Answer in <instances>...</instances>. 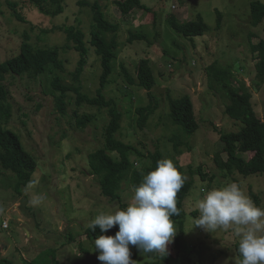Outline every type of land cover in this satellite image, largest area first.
<instances>
[{
  "label": "rangeland",
  "instance_id": "rangeland-1",
  "mask_svg": "<svg viewBox=\"0 0 264 264\" xmlns=\"http://www.w3.org/2000/svg\"><path fill=\"white\" fill-rule=\"evenodd\" d=\"M62 1L60 13L50 16L25 0H0V63L19 54L25 40L35 48H59L63 62L61 71H46L37 78L7 75L4 80L8 95L2 104L0 125L17 135L37 168L19 191L14 190L15 176L0 168V253L4 255L0 258L12 264H54L52 259L58 264H103L94 251L96 238H89L85 230L98 214L115 213L131 202L130 183L121 184L119 200L112 201L102 194L98 177L88 166V155L104 147L108 111L77 104V96L68 92L65 109L60 112V93L51 84L58 78L61 85L78 87L81 94L96 97L102 68L89 44L91 6L96 2L104 19L118 26L117 55L102 91L104 99L115 101L120 112L116 137L143 153L142 157L131 155V162L137 163L135 168L149 165L148 155L159 152L162 159L178 165L190 183L182 202L183 230L180 232L174 223L177 233L168 245L166 259H160L159 264H240L238 238L231 229L207 232L194 226L199 215L197 204L205 192L232 182L264 208L262 176L244 177L218 166L226 160L220 134L237 132L243 126L225 116L229 101L215 82L210 87L207 68H230L233 76L227 83L232 87L237 81L244 83L258 118L264 121V82L259 84L255 71L257 44L264 43V19L255 26L250 10L251 3L264 5V0H139L147 10L135 8L127 16H122L116 5L125 0ZM47 4L50 11L55 10L53 4ZM219 15L220 28L216 29ZM171 17L180 24L200 17L208 30L200 37H184L171 28ZM66 26L77 27L84 34L87 48L86 63L77 81L71 75L80 57L60 30ZM131 33L143 34L145 40L129 42ZM112 36L107 33L106 39ZM141 60L149 63L155 78L150 91L138 85L135 70ZM121 66L133 79L131 85L125 84ZM184 96L190 98L199 126L192 135L174 125L170 117L171 101ZM137 108L154 111L143 129L137 123ZM84 115L90 116L91 122L80 129L76 123ZM252 155L243 157L249 160ZM116 232L109 229L101 235L114 236ZM129 247L137 264L153 259L135 246Z\"/></svg>",
  "mask_w": 264,
  "mask_h": 264
},
{
  "label": "trees",
  "instance_id": "trees-1",
  "mask_svg": "<svg viewBox=\"0 0 264 264\" xmlns=\"http://www.w3.org/2000/svg\"><path fill=\"white\" fill-rule=\"evenodd\" d=\"M27 3L35 6L42 14L55 16L61 11L62 0H25ZM47 3L53 4L56 8L50 11L47 8ZM122 16L129 15L135 8L147 10L139 0H125L116 3ZM14 7V5H11ZM93 11V26L90 32L89 44L95 50V54L100 59L102 74L99 78L100 87L97 90L95 98H89L80 93V88H70L60 84L58 78L52 81V87L58 90L60 95L57 98V107L60 112L65 109V97L68 92H74L77 96V104L85 103L90 107L97 109H106L109 115V123L104 130V147L96 150L88 155V166L92 174L96 175L99 180L102 194L113 200H119L118 191L120 185L128 182L132 186L138 185L144 175L157 167V162L162 159V154L159 152L148 155L150 160L149 165H143L141 168H135L137 163L131 162V155L142 157L141 152L137 151L132 145L122 142L116 137L120 129V112L115 107L113 100H105L102 91L108 81V76L111 73V63L117 55V37L116 31L118 26L104 19L100 7L96 2L91 6ZM252 13V22L256 26L264 19V5L253 2L250 4ZM18 20L23 19L17 16ZM221 18L218 16L216 29L220 28ZM171 28L177 34L187 38H196L204 35L208 27L200 17L195 21L180 24L175 17L169 19ZM60 30L65 33L66 42H73L74 51L79 54L80 60L77 68L71 75L74 81H77L83 71V66L86 63L87 48L84 43V34L74 26L60 27ZM113 33V36L107 40L106 34ZM145 40L143 34L131 33L128 41ZM259 53L258 62L255 64L256 75L259 79V84L264 82V43L257 44ZM59 48L41 49L33 47L27 40L23 41L20 46V53L10 59L0 63V112L3 110L2 104L6 102L8 91L4 86V80L7 75L24 76L28 78H37L46 71L63 70V62L60 60ZM216 65H210L207 68L210 87L213 83L219 86L220 90L227 97L229 105L225 108V116L230 120L238 121L242 124L237 132L221 133L219 142L222 152L226 154L225 162H219L218 166L229 173H238L241 176L247 177L251 175H259L264 178V121L259 119L254 107L251 103L252 95L245 87L244 83L235 82L238 84L235 87L231 83H227L232 78L233 73L230 68L219 66L215 70ZM124 74L125 84L131 85L133 79L127 74L126 70L121 66ZM136 78L138 85L150 91L155 85V78L151 67L146 60H141L136 66ZM258 87V84L255 83ZM170 99V98H168ZM139 113L137 123L140 129L146 126V121L154 111H144L143 108H137ZM170 117L174 125L179 126L186 134L192 135L198 129V122L195 117L193 104L188 96H184L179 100L171 101ZM91 122V117L84 115L77 120V127L83 129ZM173 142V141H172ZM114 154L115 156L111 155ZM252 153V157L246 160L243 155ZM135 165V167H134ZM178 171L182 173L181 168L175 165ZM0 168L6 173H11L15 176L14 190L19 191L21 186H25L37 168L35 160L21 146L17 135L11 130L4 129L0 125ZM198 175L204 179V174L200 168H197ZM183 174V173H182ZM8 175V174H7ZM13 179V177H12ZM14 180V179H13ZM190 190V183L186 180L180 191L177 193V207L181 209L179 216L172 217L174 223L178 225V229L182 232V202ZM258 206V205H257ZM125 208L121 205L120 209ZM111 230L118 231V225ZM89 238H98L102 233L97 227L95 231L87 228L85 230ZM80 251L82 250L79 247ZM238 244L236 247V255L239 261L242 259L238 253ZM53 253V250H49ZM131 256H134L133 250L130 249ZM151 261H146L143 264H159L160 259L166 258L161 255L155 257L154 253L148 254ZM38 258L34 259L35 263ZM54 264H58L55 259H52ZM0 264H12L6 259L0 258Z\"/></svg>",
  "mask_w": 264,
  "mask_h": 264
},
{
  "label": "clouds",
  "instance_id": "clouds-1",
  "mask_svg": "<svg viewBox=\"0 0 264 264\" xmlns=\"http://www.w3.org/2000/svg\"><path fill=\"white\" fill-rule=\"evenodd\" d=\"M171 159H161L157 167L131 187V202L115 213L98 214L88 228L101 233L118 225L114 236L100 235L94 251L103 264H137L130 245L145 254H168L177 233L172 217L179 216L177 193L185 184ZM195 225L207 232L229 230L238 238L240 264H264V208L257 206L241 186L232 182L208 189L197 204Z\"/></svg>",
  "mask_w": 264,
  "mask_h": 264
},
{
  "label": "crops",
  "instance_id": "crops-1",
  "mask_svg": "<svg viewBox=\"0 0 264 264\" xmlns=\"http://www.w3.org/2000/svg\"><path fill=\"white\" fill-rule=\"evenodd\" d=\"M6 251H7V249H6ZM1 254V253H0ZM1 256H4L3 254H1Z\"/></svg>",
  "mask_w": 264,
  "mask_h": 264
},
{
  "label": "built area",
  "instance_id": "built-area-1",
  "mask_svg": "<svg viewBox=\"0 0 264 264\" xmlns=\"http://www.w3.org/2000/svg\"><path fill=\"white\" fill-rule=\"evenodd\" d=\"M4 227H6V224H4Z\"/></svg>",
  "mask_w": 264,
  "mask_h": 264
}]
</instances>
